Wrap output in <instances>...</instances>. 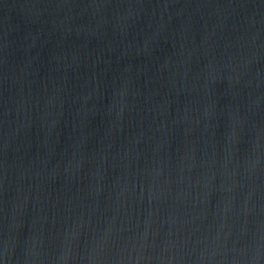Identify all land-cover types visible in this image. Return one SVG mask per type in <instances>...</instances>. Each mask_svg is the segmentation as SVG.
Segmentation results:
<instances>
[{"label": "water", "instance_id": "1", "mask_svg": "<svg viewBox=\"0 0 264 264\" xmlns=\"http://www.w3.org/2000/svg\"><path fill=\"white\" fill-rule=\"evenodd\" d=\"M0 264H264V0H0Z\"/></svg>", "mask_w": 264, "mask_h": 264}]
</instances>
